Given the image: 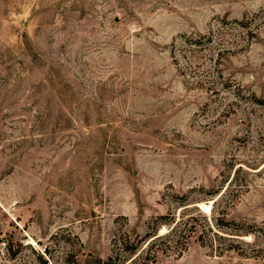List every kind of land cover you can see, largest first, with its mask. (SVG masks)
Returning a JSON list of instances; mask_svg holds the SVG:
<instances>
[{
	"label": "rangeland",
	"instance_id": "obj_1",
	"mask_svg": "<svg viewBox=\"0 0 264 264\" xmlns=\"http://www.w3.org/2000/svg\"><path fill=\"white\" fill-rule=\"evenodd\" d=\"M182 195L219 235L146 264H264V0H0L12 263L105 257Z\"/></svg>",
	"mask_w": 264,
	"mask_h": 264
},
{
	"label": "trees",
	"instance_id": "obj_2",
	"mask_svg": "<svg viewBox=\"0 0 264 264\" xmlns=\"http://www.w3.org/2000/svg\"><path fill=\"white\" fill-rule=\"evenodd\" d=\"M179 197L177 204L182 207L178 213L174 211L157 215L151 229L136 239H131L129 236L117 239L114 249L105 257L90 254L89 257L83 259H74L75 263L73 264H134L136 259H139V264H146L147 260H154L159 252L177 251L176 253H181L193 236L201 244L213 245L216 236L219 235L218 231L214 229L216 222H211V218H208V215L196 205H188L186 195ZM193 208L202 213L201 219H197L194 213L190 212ZM163 224L167 229L159 232V227ZM0 244H4V250H1L0 247V253L3 254L0 264H15L12 263V260L16 259L18 249L12 241L4 239L1 231ZM18 245H22L21 241L18 242ZM17 264L27 263L19 262Z\"/></svg>",
	"mask_w": 264,
	"mask_h": 264
}]
</instances>
